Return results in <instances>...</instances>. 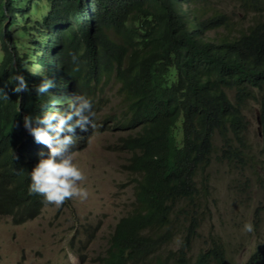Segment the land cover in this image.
<instances>
[{
  "label": "trees",
  "instance_id": "16d2710c",
  "mask_svg": "<svg viewBox=\"0 0 264 264\" xmlns=\"http://www.w3.org/2000/svg\"><path fill=\"white\" fill-rule=\"evenodd\" d=\"M213 1L26 0L23 7L21 0H0V216L22 224L47 205L28 189L49 149L35 142L24 118L66 111L74 95H83L92 101L94 127L76 130L70 151L93 131L111 129L122 131L119 148L130 154L124 169L132 208L116 222L100 264H227L214 236L197 254L190 250L212 166L239 176L246 168L255 172L247 99L259 103L264 164V0L207 10ZM36 2L43 7L31 12L39 16L33 25L27 11ZM33 62L44 71H32ZM17 74L28 92H13ZM44 79L55 87L38 95L34 86ZM109 88L117 104L102 120ZM234 182L237 195L250 188ZM243 264H264V242Z\"/></svg>",
  "mask_w": 264,
  "mask_h": 264
},
{
  "label": "rangeland",
  "instance_id": "374dc122",
  "mask_svg": "<svg viewBox=\"0 0 264 264\" xmlns=\"http://www.w3.org/2000/svg\"><path fill=\"white\" fill-rule=\"evenodd\" d=\"M21 1L25 7L26 0ZM234 3L214 0L206 9L220 6L228 11ZM41 7L38 2L27 11L33 25L39 16L31 12ZM30 67L32 71H44L34 62ZM114 93L113 88L105 90L110 101L105 109L101 108L102 120L117 104ZM258 109L259 103L253 98L243 105L250 123L247 137L258 164L253 168L255 172L246 168L239 176L224 164L212 166L206 210L190 250L194 255L214 236L226 249L227 264H243L256 245L264 242V164L257 140ZM120 135L119 130L93 131L87 144L73 151L74 163L86 177L80 182L89 193L86 200L71 199L60 207L47 204L37 217L22 224H15L10 216H0V264H100L98 258L104 254L116 222L132 208L134 198L130 174L124 169L130 154L119 148ZM237 178L249 183L250 188L243 194H235L231 181ZM258 205L261 211L255 214ZM246 223L254 226L253 233L243 231Z\"/></svg>",
  "mask_w": 264,
  "mask_h": 264
},
{
  "label": "clouds",
  "instance_id": "9594fccd",
  "mask_svg": "<svg viewBox=\"0 0 264 264\" xmlns=\"http://www.w3.org/2000/svg\"><path fill=\"white\" fill-rule=\"evenodd\" d=\"M73 60H76L75 55H73ZM13 79L15 81L12 89L14 93L29 91L24 75L17 74ZM54 87L53 80L44 79L42 83L34 86V90L40 95ZM0 92H3L2 88ZM4 96L7 98L6 93ZM48 107V104L41 105L42 109ZM94 115L90 98L74 95L66 111H45L42 116L24 118V127L33 136L35 142L49 149L47 158H41L30 173L29 195H41L45 203L56 207L62 206L71 199L78 198L83 201L88 198V191L80 187V182H83L86 177L74 163L70 147L75 143L72 134L76 130L87 131L89 127H94L92 120ZM46 129L51 130L53 134L50 135ZM243 231L253 233L254 226L246 223Z\"/></svg>",
  "mask_w": 264,
  "mask_h": 264
},
{
  "label": "bare ground",
  "instance_id": "6f19581e",
  "mask_svg": "<svg viewBox=\"0 0 264 264\" xmlns=\"http://www.w3.org/2000/svg\"><path fill=\"white\" fill-rule=\"evenodd\" d=\"M75 150H77V149H75ZM75 150H74V151H75Z\"/></svg>",
  "mask_w": 264,
  "mask_h": 264
}]
</instances>
